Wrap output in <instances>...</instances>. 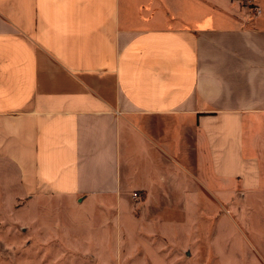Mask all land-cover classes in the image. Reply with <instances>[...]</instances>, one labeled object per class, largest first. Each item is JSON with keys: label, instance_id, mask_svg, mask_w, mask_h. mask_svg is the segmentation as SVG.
I'll return each instance as SVG.
<instances>
[{"label": "crops", "instance_id": "1", "mask_svg": "<svg viewBox=\"0 0 264 264\" xmlns=\"http://www.w3.org/2000/svg\"><path fill=\"white\" fill-rule=\"evenodd\" d=\"M239 195L264 204V0H0V227L106 262Z\"/></svg>", "mask_w": 264, "mask_h": 264}, {"label": "rangeland", "instance_id": "2", "mask_svg": "<svg viewBox=\"0 0 264 264\" xmlns=\"http://www.w3.org/2000/svg\"><path fill=\"white\" fill-rule=\"evenodd\" d=\"M234 197L222 209L207 210L205 220H194V213L188 219L187 212L177 207L154 210L155 217L144 220L141 238L125 234L106 262L79 251H54L53 243L29 246L21 225H4L0 227V264H264V204H249L242 195ZM133 198L137 203L141 199L137 193ZM64 214L76 213L62 209ZM135 214L140 217L141 209L136 207ZM159 222L174 225L170 226L174 235Z\"/></svg>", "mask_w": 264, "mask_h": 264}, {"label": "built area", "instance_id": "3", "mask_svg": "<svg viewBox=\"0 0 264 264\" xmlns=\"http://www.w3.org/2000/svg\"><path fill=\"white\" fill-rule=\"evenodd\" d=\"M256 11H258V13H260V11L258 9H256Z\"/></svg>", "mask_w": 264, "mask_h": 264}]
</instances>
